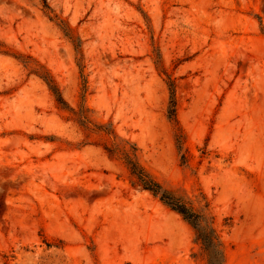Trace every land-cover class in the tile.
I'll return each mask as SVG.
<instances>
[{
    "label": "rangeland",
    "instance_id": "1",
    "mask_svg": "<svg viewBox=\"0 0 264 264\" xmlns=\"http://www.w3.org/2000/svg\"><path fill=\"white\" fill-rule=\"evenodd\" d=\"M50 6L0 0V264H208L125 154L264 264V0Z\"/></svg>",
    "mask_w": 264,
    "mask_h": 264
},
{
    "label": "trees",
    "instance_id": "2",
    "mask_svg": "<svg viewBox=\"0 0 264 264\" xmlns=\"http://www.w3.org/2000/svg\"><path fill=\"white\" fill-rule=\"evenodd\" d=\"M46 10L51 11L50 0H42ZM41 78L48 85L59 105L65 106L66 101L64 100L63 94L53 79V77L46 72ZM168 88L171 94V101L168 110L169 119L177 122V85L174 80H170ZM85 123L87 119L83 118ZM179 150L182 151L184 148L183 136H180L178 141ZM186 159V154L184 155ZM125 164L127 165L132 176L136 179V185L142 189L153 193L173 211L177 212L183 217V219L190 224L197 234V240L202 244L207 253L208 264H225V246L222 242V238L215 227L206 225L207 222V211L209 210V203L202 206L201 212H197L189 203H187L181 196L176 194L172 190L164 189V187L149 174L140 163L131 158L130 155L125 154ZM206 202V201H205Z\"/></svg>",
    "mask_w": 264,
    "mask_h": 264
}]
</instances>
